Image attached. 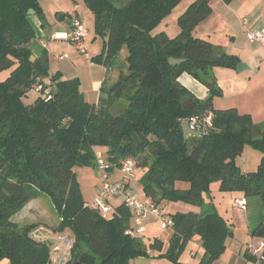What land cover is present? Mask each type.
Segmentation results:
<instances>
[{
	"label": "trees",
	"instance_id": "obj_1",
	"mask_svg": "<svg viewBox=\"0 0 264 264\" xmlns=\"http://www.w3.org/2000/svg\"><path fill=\"white\" fill-rule=\"evenodd\" d=\"M181 1L84 0L104 41L92 62L110 67L119 51H129L126 70L110 87L103 84L94 104L81 92L80 79L62 78L58 71L51 75L47 52L31 61L37 32L27 12L34 10L44 26L40 0H0V73L11 70L0 79V263H50L52 242L31 236L37 224L13 219L40 193L51 197L59 215L55 232H72L67 264H130L152 251L182 264L194 238L203 248L199 264H214L223 255L233 232L216 210L170 214L167 251L160 238L146 241L127 233L133 216L122 202L104 218L84 200L75 171L77 166L97 168V147L104 148L114 169L138 160V184L162 207L168 202L201 207L203 194L217 182L222 192H242L250 207V234L264 239V122L257 125L237 108L214 106V98L222 95L214 68L236 69L241 60L193 33L213 12V0H193L178 18L177 36L156 32ZM172 57L186 60L172 65ZM185 72L209 89L206 98L181 83ZM47 78L50 97L35 91ZM184 119H197L198 131L205 134L185 139ZM248 144L262 157L255 171L243 172L238 158Z\"/></svg>",
	"mask_w": 264,
	"mask_h": 264
},
{
	"label": "crops",
	"instance_id": "obj_2",
	"mask_svg": "<svg viewBox=\"0 0 264 264\" xmlns=\"http://www.w3.org/2000/svg\"><path fill=\"white\" fill-rule=\"evenodd\" d=\"M192 2L193 0L190 4ZM40 4L45 15V25H42L38 16H31V22L37 32V38L30 45L33 55L37 59L44 52H47L50 58L51 75L58 71L62 75V78L80 79L81 92H83L85 99L95 104L101 96V88L103 84H107L111 73V68L107 67L105 64L94 61L92 62V57L99 55L102 52L104 41L102 40V44H100L101 47H99V52L94 54L91 52L90 47H87L90 33L87 38L82 41L84 44L73 39L74 17L72 12L73 10H78L81 5L80 3L75 2L74 0H40ZM212 5L213 12L205 21L201 22L195 28L193 31L194 35L213 43L212 39L207 35L208 33H205V30L204 33H201L202 31H200V27L202 23H208L213 18H220L228 25L226 39L228 40L229 46L226 45L222 47L219 45V47L229 54L237 55L241 60L240 62L246 64L245 69L240 72L237 68H214L217 83L222 90V95H218L214 98V106L216 109L237 108L240 113L251 114L257 125L261 124L264 122V39L262 41L250 42L246 37L245 31H243V21L248 19L254 27L264 26V0H233L231 3H225L223 0H213ZM58 33L59 36L65 37L67 35L69 38L57 39L56 34ZM229 35L231 39L228 38ZM93 37L94 38L92 39L94 42L92 43L91 48L96 46V40L98 38L96 34ZM64 44H67L69 47L67 48L68 50H65V48L61 46ZM214 44L215 43H213V45ZM59 47H61V49H59ZM81 48H85L86 52L83 53L80 51ZM60 50H62V52ZM55 69L57 70L54 71ZM118 76L119 73L112 76L114 82ZM179 80L196 97L203 100L208 96L209 89L187 72L183 73ZM103 149L104 148L97 147V152H102ZM113 172V178H118V170L116 169ZM137 174L138 172L130 182V189L141 193V195L147 199L148 197L143 192L141 185L137 182ZM225 194L235 197L234 209L236 214H234V219L236 220L235 222L237 225L235 224L233 217L229 216V210L225 208V215H221L224 217L227 216L225 219L231 225L233 233L227 239V249L222 255L223 261H220L222 264H256L249 243L253 241L257 242L261 238L253 237L252 234H250L251 228L248 220L250 211V207H248L249 204L247 205V209H242L237 204L238 199L246 198L242 192H222L220 190V182H217L210 186L209 193L203 194L204 202L201 207L185 202V204L179 202L174 205H176L179 210L183 207L185 212L193 209L196 211H213L216 209L215 206H213L214 202L211 200V196ZM33 201H35V199L28 202L23 207V210L16 214L19 218L17 221L18 223L29 220H31L29 222L35 224L40 222L36 221L37 219L34 213L38 210V205ZM157 223V220L150 221L146 232L150 230V225L154 224L155 226ZM239 229L245 231V236L242 234L237 238L238 235L236 232ZM196 243L202 247L197 238ZM169 263L173 262L166 260V258L163 260L152 258L147 260L145 264ZM0 264L10 263L8 260H4Z\"/></svg>",
	"mask_w": 264,
	"mask_h": 264
},
{
	"label": "rangeland",
	"instance_id": "obj_3",
	"mask_svg": "<svg viewBox=\"0 0 264 264\" xmlns=\"http://www.w3.org/2000/svg\"><path fill=\"white\" fill-rule=\"evenodd\" d=\"M191 1L192 0H182L177 6H175V8L165 17V19L162 20L163 22L157 27L156 32L165 30L171 37L177 36L178 35L177 33H179L180 31L179 24H178V18L185 11V8H187L190 5ZM78 3H80L81 5L78 8V10H73L72 15L74 18L80 17L83 22L82 24H84L85 27L88 29L90 33V37H89V41L87 42V47L88 48L90 47L91 52L96 54L99 52V49H100L99 47H101L100 44H102L103 39L100 36H97L98 38L96 40L97 41L96 46H93L91 48V45L94 42L92 38H94L93 36H95L96 34L95 28H94V25H95L94 15L89 10L84 0H79ZM204 30H205V33H208L207 35H209V37L212 39L213 43L216 44V46H219V45L222 47L226 45L229 46L228 40L226 39L227 37L226 34H228L227 32L228 25L225 22H223L220 18H216V19L213 18L208 23H202L200 27V31H202L201 33H204ZM228 38L231 39L230 35L228 36ZM82 41H80L81 44H84V42ZM61 46H63L65 50H68L67 48H69L67 44L66 45L64 44ZM59 49H61V47H59ZM60 51L62 52V50ZM128 54H129L128 49L124 47L121 51H119L118 55L115 57L114 61L110 65L111 73L109 76L110 78L107 81V87H110L114 83V79L112 78L114 74L119 73V71L121 70H124V71L126 70V66H127L126 62H127ZM56 70L57 69H55L54 71ZM10 71L11 70L7 69L1 72L0 79H5L9 75ZM117 80L118 78L116 79V81ZM33 94L32 96L34 97ZM102 153L105 154L104 149ZM261 157H262V153L259 152L258 149H256L255 147L249 144L245 145L242 156L238 158V163L240 164L239 167H241L243 172L255 171L259 166ZM75 171L77 173V177L80 183V187H81L84 200H86L89 203H93L97 196L98 186L101 185L100 173L98 172V169L93 166H77L75 167ZM137 172H138V175H140V170H138ZM182 184H183L182 185L183 187L189 186V183H186V182L185 183L183 182ZM142 198L145 199L143 195H142ZM211 200L214 202L213 206H215V209L217 212H219L222 215H225L226 213L225 208H227V210H229V213H230L229 216L233 217L234 219V214H236L235 209H234V206H235L234 196L226 195V194L225 195H212ZM33 202H35L38 205V210L35 211L34 213L37 219L36 221L37 222L40 221L36 223L37 227L45 226L55 231L57 226L59 225L60 219H59V215L55 209V206L53 204L51 197L47 194L40 193L37 196V198H35V201ZM177 203L179 202H168L165 204L163 208L167 215L174 214L179 211L185 212L183 207L179 210V208H177V206L174 205ZM21 210H23V208ZM13 219L15 221H18L19 218L17 215H14ZM29 221L21 222L20 224L31 223ZM235 221L236 220L234 219V222ZM44 223H47V224H44ZM66 232L67 233L65 234L70 236V238L73 240V235L71 234L72 232L70 231V229H66ZM236 234L238 235V236L236 235L237 238H239L242 234L245 236V231L239 229L237 230ZM170 236H172V231L167 230V229H162L158 222L157 225L155 226L154 224L150 225V230L146 232L142 237L146 241H150L154 238L162 239L164 241L163 251H167L169 247L170 239H171ZM54 242L59 243V241H54ZM184 250L185 251L181 256L182 264H199V262L202 259L203 250H202V247L197 245L196 238L189 241L186 249ZM153 254H156V255L153 256ZM157 254H158L157 252L155 253L152 251L151 256H143V257L134 258L131 260L130 264H140V263L145 264L147 260L152 259V258H157V259L159 258L162 260L164 259V257H158ZM222 259L223 257L221 256L214 264H222V262L220 261ZM169 264H173V263H169Z\"/></svg>",
	"mask_w": 264,
	"mask_h": 264
},
{
	"label": "built area",
	"instance_id": "obj_4",
	"mask_svg": "<svg viewBox=\"0 0 264 264\" xmlns=\"http://www.w3.org/2000/svg\"><path fill=\"white\" fill-rule=\"evenodd\" d=\"M80 17L73 18V39L82 41L87 38L89 31L82 24ZM243 31L250 42L262 41L264 39V26L254 27L248 19L243 21ZM57 39H68L69 36H59ZM80 51L86 52L85 48ZM64 57V56H63ZM52 81L48 79L45 84L36 87V92L45 91V95L50 97ZM191 128L199 130V122L197 119L190 120ZM97 169L100 173L101 185L98 188L97 196L92 203L93 206L101 210L104 218H110L115 213L114 203L122 202L132 213L133 227L127 233L141 237L146 233L147 225L152 220H157L162 229H171L173 220L170 215H167L164 208L155 204L149 198L143 199L141 193L130 189V182L137 172L138 160H126L120 168H118V178H113L111 164L107 157L102 152H96ZM237 204L242 209H247V199L242 198L237 200ZM31 236L38 241L52 242V255L49 264H67L71 259V251L74 244L73 240L65 233H59L45 226H39L32 230ZM54 241H59L54 242ZM252 254L255 257L256 264H264V239L249 243Z\"/></svg>",
	"mask_w": 264,
	"mask_h": 264
},
{
	"label": "water",
	"instance_id": "obj_5",
	"mask_svg": "<svg viewBox=\"0 0 264 264\" xmlns=\"http://www.w3.org/2000/svg\"><path fill=\"white\" fill-rule=\"evenodd\" d=\"M29 14V16H32L35 14L34 10H30L29 12H27ZM36 58L35 56L33 55L31 57V61H35ZM186 59L185 58H170V63L172 65L174 64H181L182 62H184ZM246 67V64L244 62H240L238 64V67H237V70L240 72V71H243ZM182 127H183V132H184V137L185 139L190 135H196V136H203L205 133L202 132V131H198V130H194L193 128H191V124H190V120L189 119H184L182 121Z\"/></svg>",
	"mask_w": 264,
	"mask_h": 264
}]
</instances>
